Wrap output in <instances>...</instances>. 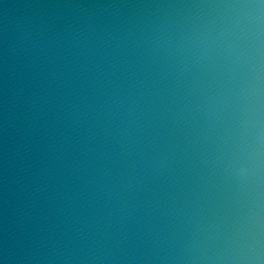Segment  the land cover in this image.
<instances>
[{
  "label": "water",
  "instance_id": "95a60500",
  "mask_svg": "<svg viewBox=\"0 0 264 264\" xmlns=\"http://www.w3.org/2000/svg\"><path fill=\"white\" fill-rule=\"evenodd\" d=\"M0 264H264V0H0Z\"/></svg>",
  "mask_w": 264,
  "mask_h": 264
}]
</instances>
